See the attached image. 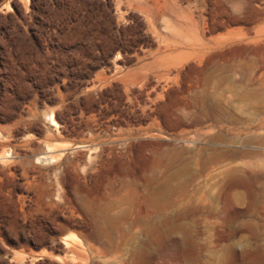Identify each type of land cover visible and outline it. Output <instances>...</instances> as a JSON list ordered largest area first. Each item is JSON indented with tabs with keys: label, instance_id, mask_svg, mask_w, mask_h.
Returning a JSON list of instances; mask_svg holds the SVG:
<instances>
[{
	"label": "rangeland",
	"instance_id": "374dc122",
	"mask_svg": "<svg viewBox=\"0 0 264 264\" xmlns=\"http://www.w3.org/2000/svg\"><path fill=\"white\" fill-rule=\"evenodd\" d=\"M260 93L264 0H0V264H264L241 160L208 169L178 196L200 204L162 223L144 222L142 197L126 222L99 213L162 143L192 155L263 134L264 107L240 98ZM217 99L235 123H181Z\"/></svg>",
	"mask_w": 264,
	"mask_h": 264
},
{
	"label": "bare ground",
	"instance_id": "6f19581e",
	"mask_svg": "<svg viewBox=\"0 0 264 264\" xmlns=\"http://www.w3.org/2000/svg\"><path fill=\"white\" fill-rule=\"evenodd\" d=\"M253 92H255V90ZM249 93L253 94L252 92ZM260 96L249 95L246 97L243 94L240 98L244 103L248 104V106L250 103L251 108L255 112H258L264 107V94ZM211 102L213 103L211 110L204 103L205 106L203 110H200L193 116H187L185 120L181 119V123L202 125L208 119L220 121L222 118L221 115L223 114L230 116V121L234 122L238 120L235 116L236 114L222 108V103L220 104L218 99L215 102ZM253 117L250 115L249 118ZM223 133L214 134V140L216 142L217 140L224 139L231 141L232 137L228 139ZM251 141H258L261 145L264 144V133L242 139L239 143L242 146L230 147L232 144L226 146L215 144L216 146L199 147L197 153L192 155H188L187 151L181 148H170V145H168L170 149H166L167 145L164 143L160 144L161 141L154 154L147 158L146 162L148 167L144 176L145 182L139 185L134 181H124L122 187L114 191L116 198L107 199L105 203L100 206L99 213L102 220L104 223H123L130 220V208L135 204L137 198L142 197L147 209V216L144 222L162 223L164 220V212L167 208H175L181 205L196 206L200 204V202L194 201L193 198L186 202H181L178 200V196L185 193L203 173L214 165L226 161L234 162L236 160H241L245 169L252 170L254 175L253 178L258 185V192L255 193L253 198V208L259 206L264 207V150L263 148L251 149L246 147L245 144ZM184 153H187L188 156L185 155L184 157ZM168 166L172 169L171 172L169 171L170 173L166 171ZM183 173L186 174V177H183L185 178L184 180H180V177L184 175ZM242 198L243 197L239 200H242Z\"/></svg>",
	"mask_w": 264,
	"mask_h": 264
},
{
	"label": "water",
	"instance_id": "95a60500",
	"mask_svg": "<svg viewBox=\"0 0 264 264\" xmlns=\"http://www.w3.org/2000/svg\"><path fill=\"white\" fill-rule=\"evenodd\" d=\"M70 254H71V252H69V251H68V252H67V257H69V256H70ZM30 256H32V255H30ZM66 263H68V264H69V263H70V260H66Z\"/></svg>",
	"mask_w": 264,
	"mask_h": 264
}]
</instances>
